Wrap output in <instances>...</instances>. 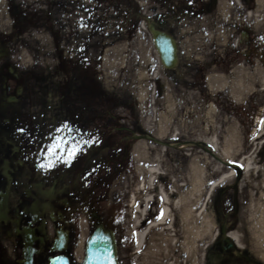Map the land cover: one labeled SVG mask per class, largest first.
<instances>
[{"label":"flooded vegetation","instance_id":"obj_1","mask_svg":"<svg viewBox=\"0 0 264 264\" xmlns=\"http://www.w3.org/2000/svg\"><path fill=\"white\" fill-rule=\"evenodd\" d=\"M0 2L11 21L8 32L0 31L4 40L0 42V264H25L27 252L32 255L30 264H47L49 256L58 253L76 264L74 245L82 229L88 236L102 224L114 230L117 245L123 244L124 237L117 232L124 234L127 202L113 198L112 184L125 177L132 163L127 140L133 136L117 138L113 132L122 127L106 122L111 118L106 110L110 97L96 88L98 57L90 53L89 42L76 41V34L62 28L51 29L52 64H40V51L30 47L28 39L42 31L49 34V11H36L31 0ZM233 2L255 15L257 0ZM221 4L222 0H156L154 22L160 30L170 32L171 27L174 36L183 28L206 35L220 21ZM235 14L237 20L227 19L226 27L239 42L232 52L226 49L220 55H241L247 65L258 62L264 69V31L245 24L241 11ZM24 56L29 57L26 64ZM193 77L198 82L206 74L196 69ZM235 194L230 198V193L216 191L202 199L203 264H264L245 224L247 209ZM209 213L218 228L211 245ZM58 235L65 243L54 252Z\"/></svg>","mask_w":264,"mask_h":264},{"label":"rangeland","instance_id":"obj_2","mask_svg":"<svg viewBox=\"0 0 264 264\" xmlns=\"http://www.w3.org/2000/svg\"><path fill=\"white\" fill-rule=\"evenodd\" d=\"M33 1L31 3L35 6L32 7L36 11H49L46 21L49 34L42 31L28 39L30 47L35 46L40 51L43 58L39 57L40 64H52L53 56L49 50L53 47L51 29L62 28L60 30L65 33L76 34V41L89 42L90 53L98 57L94 77L96 88L110 97L106 110L111 113V118L106 122L114 128L122 127L120 131L113 132V135L117 138L132 134L144 135L141 139L135 136L127 140L133 161L125 177L112 184V195L118 203L122 204L125 198L130 203L129 198L140 180L138 166L146 170L150 161L155 158L157 162H154L163 173L166 188L169 186L165 182L170 177L176 178L180 188L183 187L184 176L190 175L194 159L198 164L201 163L206 173L202 202L208 193L209 184L219 176L224 163L230 161L224 154V140L232 129L241 133L244 140L240 154L233 163L241 166V160L251 155L258 146L254 153L257 167L250 177H246L244 171L236 170L233 180L225 182L217 191L230 193V198L233 192L237 193L240 206L247 208L249 199L256 197L264 185L261 180L264 156V70L258 62H249L247 65L241 55L222 56L220 53L226 49L232 52L234 45L239 42L237 35L230 36L229 32L232 30L228 31L226 27L229 25L227 19L237 20L235 12L239 10L244 15V23L254 27L257 18L264 17V5L256 7V18H253L243 6L231 0L232 3L221 4V15L217 18L220 21L214 24L216 29L209 30L206 35L187 28L175 30L179 44V63L175 70H169L160 63L148 30V19L154 20L156 15V0ZM10 25L11 21L0 9V31L8 32ZM258 28L263 29L264 25ZM167 29L174 32L171 27ZM3 41L0 38V42ZM108 49L113 52L109 56L111 62L106 59L105 51ZM20 53L24 54L23 48ZM22 58L23 64H26L29 57ZM238 66L248 68L251 73L255 72L257 77L253 92L241 101L234 99L229 87L240 78L233 72ZM196 69H203L206 77L224 76L225 84L212 89L208 79L207 84L204 78L194 82L193 74ZM166 119L169 122L167 131L161 133V124ZM213 138L216 139L215 143L211 142ZM137 141H143L146 148V159L140 163L135 160L134 155ZM180 145L187 146L181 148ZM158 211V199L155 197L147 207L143 224L155 219ZM136 215L130 205L127 213L122 215L125 231L124 234L117 232L118 237H124L118 250L120 264L169 263L175 251L173 245L171 252L169 247L167 258L164 250L170 246L169 241L164 242L159 255L148 256L151 246L149 241L158 230L148 235L141 251L135 250V233L143 228L136 224ZM246 215V218H252L247 212ZM173 223L180 242L183 238L181 227L175 220ZM119 225L117 223L116 226ZM217 230V223L212 221L209 225V245L213 244ZM84 237L86 231L82 229L78 243L74 245L75 262L82 257ZM200 239L198 234L193 255L196 264H203ZM178 247L180 245L177 246L175 256L181 260Z\"/></svg>","mask_w":264,"mask_h":264},{"label":"bare ground","instance_id":"obj_3","mask_svg":"<svg viewBox=\"0 0 264 264\" xmlns=\"http://www.w3.org/2000/svg\"><path fill=\"white\" fill-rule=\"evenodd\" d=\"M224 5V3H223ZM264 5V0H258V6ZM263 7V6H262ZM264 25V17L257 18L255 27ZM112 50L105 51L107 60L111 62L109 56L112 55ZM108 63V62H107ZM233 72L240 76L239 80L231 84L230 93L234 96L235 100L241 101L243 97L250 95L255 87L256 73H251L248 68H242L240 66L233 69ZM209 85L212 89L219 88L225 84L224 76H209ZM219 86V87H217ZM168 120L161 124V133L167 131ZM230 134L224 140V154L226 159L230 160L224 163V168H220L219 176L209 184L208 193H212L218 188L222 187L225 182L232 181L234 178V172L236 170L244 171V175L252 176V171L256 169V159L254 153L258 150V146L255 147L253 153L248 157H244L241 160L242 165L236 166L233 161L238 157L243 145V137L241 133L236 130H229ZM232 135V136H231ZM211 142L215 143L216 139L213 138ZM171 145V144H170ZM169 146V145H168ZM187 145H180L181 148H186ZM135 160L140 163L143 159H146V148L143 141H137L135 143ZM157 159L150 161L149 167L145 170L143 167L138 166L137 171L139 175V183L137 188L134 189L132 195L129 198L130 206L135 211V222L140 228V231L135 233V250L137 252L144 248L148 235L154 231L150 244L149 257L153 255H159L162 252L161 247L164 242L169 241L170 246L166 247L164 252L167 253L169 258L172 245L174 246L173 257H170V261L167 264H196L193 255L195 253V241L199 234L200 241L204 238V232H206L205 224H203V212L201 195L203 191V182L206 180L205 168L203 165L194 159L193 164L190 166V175L184 176L183 187L180 188L178 181L174 177H170L165 182L169 188L164 187V177L162 171L157 167ZM262 183H264V156L262 163ZM188 177V178H186ZM256 195V194H255ZM157 197L159 211L155 219L149 220L144 223L146 219V210L149 203ZM247 212L252 218H247L245 224L252 234V240L254 241V247L258 249L257 253L264 255V185L261 187L260 193H257L256 197L249 199L247 203ZM209 221L212 222V216L209 213ZM174 220L179 223L183 238L181 244L176 237V228L174 227ZM241 227V226H240ZM240 227L238 230H240ZM179 230V229H178ZM167 233H165V232ZM234 239L238 241V234L234 233ZM181 251V260L176 258L175 252ZM201 252V251H200ZM171 255V253H170ZM197 260V259H196ZM161 264V262L159 263ZM164 264V263H163Z\"/></svg>","mask_w":264,"mask_h":264},{"label":"water","instance_id":"obj_4","mask_svg":"<svg viewBox=\"0 0 264 264\" xmlns=\"http://www.w3.org/2000/svg\"><path fill=\"white\" fill-rule=\"evenodd\" d=\"M149 30L162 63L167 68H174L177 63V46L173 36L167 32L155 29L150 22ZM60 240L56 239L54 247L60 249ZM30 260V255H28ZM48 264H70L64 255L49 257ZM81 264H119L114 233L110 229L98 225L86 241L84 257Z\"/></svg>","mask_w":264,"mask_h":264}]
</instances>
